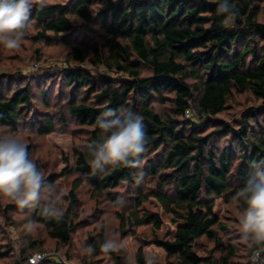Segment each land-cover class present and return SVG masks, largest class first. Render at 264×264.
Segmentation results:
<instances>
[{
    "label": "trees",
    "instance_id": "obj_1",
    "mask_svg": "<svg viewBox=\"0 0 264 264\" xmlns=\"http://www.w3.org/2000/svg\"><path fill=\"white\" fill-rule=\"evenodd\" d=\"M221 2L34 4L30 22L38 31L33 40H44L48 47L60 40L67 47L65 63L63 69L47 70L36 80L19 79L17 86L0 83V125L13 132L25 125L39 137L68 129L69 124L78 128L81 140L72 146L73 170L84 179L72 181L64 205L57 206L58 217L41 215L45 203L28 208L32 222L41 225L56 245L71 242L81 205L78 192L87 182L94 198H105L116 209L123 204L117 193L122 187L129 193L125 199L131 200L117 214L123 236L142 226L160 231L163 218L169 217L165 238L152 239L166 252L165 264H214V252H219V264H232L237 249L221 243L216 229L225 226L216 208L218 203L237 201L236 191L264 172V0H229L235 16L219 14ZM74 19L93 36L72 38ZM34 83L43 86L38 95L44 110L35 103ZM233 94L250 95L260 108L244 112L238 124L214 121ZM108 107L143 117L147 143L146 151L135 158L139 167L90 166L88 145L100 139L97 120ZM68 171L65 168L63 174ZM141 172L143 180L137 183ZM60 179L49 181L57 184ZM11 207L7 211L15 208ZM202 237L215 245L209 256L194 250ZM89 241L92 254L127 264L114 247H108L103 233ZM39 249V242L28 249L22 245L21 264L41 253ZM5 256L0 250V260ZM259 261L264 264V253ZM135 263L148 264L142 247L135 253ZM38 264L63 263L56 259Z\"/></svg>",
    "mask_w": 264,
    "mask_h": 264
},
{
    "label": "rangeland",
    "instance_id": "obj_2",
    "mask_svg": "<svg viewBox=\"0 0 264 264\" xmlns=\"http://www.w3.org/2000/svg\"><path fill=\"white\" fill-rule=\"evenodd\" d=\"M65 1L67 0H52V3L59 4ZM73 22L72 38L87 35L90 38L93 36L83 23L76 19ZM37 31V25L30 22L24 30L25 34L18 49L8 50L0 45V83H12L13 86H17L19 79L30 78L36 80L38 76L47 73V70L63 69L67 47L61 44L60 40H54V44L50 47L46 45L44 40H33ZM53 78L55 80V75ZM42 88L43 86L38 85L36 87L35 85L34 91V100L40 110H44L38 95ZM55 94L57 93L55 92ZM48 101L50 102V98H48ZM252 108H260V104L250 95L233 94L223 113L215 116L213 120L238 124L243 113ZM193 122L197 124L196 120H193ZM77 131L76 125L69 124L68 129H59L47 137H39L34 130L25 125H21L17 132L0 125V135L17 136L28 146L29 157L36 163L38 169L44 172L46 179L43 183H50V177H56V179L63 177L64 180L60 179L55 184L57 194H62V198L55 201L56 206L64 205L63 196L66 195V191L69 190L74 179H84L78 172L73 170L72 146L73 143H78L81 140L79 139V131ZM148 157L151 158L152 154ZM65 168L69 169L68 174H63ZM123 188L117 193L123 198V204L121 208L116 209L105 198H94L90 185L84 182L78 192L81 201L78 208L79 219L70 244L64 247L56 245L47 237L41 225L32 222L28 214V208L34 204L20 209L14 202L0 197V250L6 251V256L0 260V264H21L19 258L21 247L23 245L28 249L32 242H39V251L45 255L43 259L45 262L57 259L63 264H113L107 255L91 253L89 238L98 236L99 233L104 234L108 247H114L119 255L127 260V264H136L135 253L139 247L143 248L148 264H165L166 252L155 245L152 239L154 236L158 239L165 238L170 227L169 217L163 218V226L160 231H154L149 226H142L123 236L117 214L124 208L126 201L131 200L125 199L129 193L125 194ZM47 202L48 199L45 197V199L38 200L35 203ZM7 206L15 208L11 207L12 209L7 211ZM150 206L156 207L152 203H150ZM242 210V204L238 201L223 206L218 203L216 214L222 215L221 222L225 228H217L216 231L221 243L236 246L237 251L232 259V264H259L260 254L264 253V245H257L250 240L241 238L239 215ZM214 246L213 241L202 237L195 241L194 250L199 256L205 257L209 256L210 251L215 250ZM251 248L254 249L250 250ZM213 256L216 260L214 264H219L217 261L219 252H214Z\"/></svg>",
    "mask_w": 264,
    "mask_h": 264
},
{
    "label": "clouds",
    "instance_id": "obj_3",
    "mask_svg": "<svg viewBox=\"0 0 264 264\" xmlns=\"http://www.w3.org/2000/svg\"><path fill=\"white\" fill-rule=\"evenodd\" d=\"M46 0H0V45L14 50L21 46L24 30L30 24L32 8L43 7ZM235 5L222 0L218 13L235 16ZM101 137L88 145L92 157L90 166L102 170L106 165L139 167L135 158L146 151L147 143L143 117L133 115L124 108H106L97 120ZM44 172L29 157L28 146L17 136L0 135V197L14 202L20 209L35 204L47 197L48 202L41 209V215L58 217L55 201L62 198L57 194L54 183H43ZM137 183L143 180V173H137ZM234 200L246 206L239 215L241 238L254 244L264 245V172H257L239 188ZM107 250V249H106Z\"/></svg>",
    "mask_w": 264,
    "mask_h": 264
},
{
    "label": "built area",
    "instance_id": "obj_4",
    "mask_svg": "<svg viewBox=\"0 0 264 264\" xmlns=\"http://www.w3.org/2000/svg\"><path fill=\"white\" fill-rule=\"evenodd\" d=\"M45 258L43 253L32 254L28 257L26 264H38Z\"/></svg>",
    "mask_w": 264,
    "mask_h": 264
}]
</instances>
